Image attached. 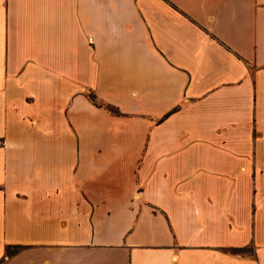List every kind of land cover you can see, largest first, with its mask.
Here are the masks:
<instances>
[{
    "label": "crops",
    "instance_id": "obj_1",
    "mask_svg": "<svg viewBox=\"0 0 264 264\" xmlns=\"http://www.w3.org/2000/svg\"><path fill=\"white\" fill-rule=\"evenodd\" d=\"M0 264H264V0H0Z\"/></svg>",
    "mask_w": 264,
    "mask_h": 264
},
{
    "label": "trees",
    "instance_id": "obj_2",
    "mask_svg": "<svg viewBox=\"0 0 264 264\" xmlns=\"http://www.w3.org/2000/svg\"><path fill=\"white\" fill-rule=\"evenodd\" d=\"M90 96H91V99H92L95 103H99V102L97 101L96 96H95L93 93H90ZM10 249H11V247H10L9 245H7V248H6L7 252H9V253L13 252V251H11Z\"/></svg>",
    "mask_w": 264,
    "mask_h": 264
},
{
    "label": "rangeland",
    "instance_id": "obj_3",
    "mask_svg": "<svg viewBox=\"0 0 264 264\" xmlns=\"http://www.w3.org/2000/svg\"><path fill=\"white\" fill-rule=\"evenodd\" d=\"M10 250L15 252V251H17V248L16 247H12Z\"/></svg>",
    "mask_w": 264,
    "mask_h": 264
}]
</instances>
